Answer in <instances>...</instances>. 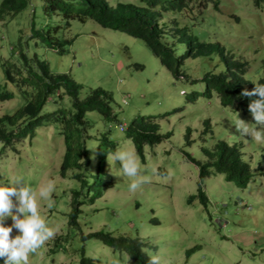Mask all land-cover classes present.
Masks as SVG:
<instances>
[{
    "label": "rangeland",
    "instance_id": "rangeland-1",
    "mask_svg": "<svg viewBox=\"0 0 264 264\" xmlns=\"http://www.w3.org/2000/svg\"><path fill=\"white\" fill-rule=\"evenodd\" d=\"M43 3L29 0L26 10L0 21V84L4 64L16 62V53L23 52L48 62L53 74L72 76L82 87L80 98L90 90L112 92L119 121H106L96 112L86 118L94 120L92 135L108 131L118 144L108 163L115 185L95 203L82 197L85 190L74 179L75 172L66 177L60 173L66 148L57 125L40 127L33 139L16 147L0 145V264H80L83 256L93 264H131L126 253L83 239L99 232L140 239L156 264H264V114L255 122L254 115L223 107L218 97L193 100L195 93L205 91L200 81L206 74L217 67V73L223 70L219 58L189 61L187 78L176 80L141 41L93 20L61 25L59 39L71 45L66 54H58L28 38L33 20L38 29L59 25L57 18L44 14ZM205 3H195L189 24L194 35L205 43H220L247 62V80L264 79V3L258 7L255 0H212L200 13ZM24 103L17 96L0 101V116L15 113ZM65 107L72 108L70 97ZM55 108L48 103L43 114ZM148 115L155 116L161 134L170 135L145 146L143 163L120 123L127 127L135 117ZM207 119L212 124L208 145L218 140L239 145L255 176L241 189L224 175H214L204 181L208 204L199 199L190 204L189 198L199 195L201 179L199 167L186 153L206 161L202 135ZM89 147L93 171L95 139ZM76 190L83 202L78 227L70 218Z\"/></svg>",
    "mask_w": 264,
    "mask_h": 264
},
{
    "label": "trees",
    "instance_id": "trees-1",
    "mask_svg": "<svg viewBox=\"0 0 264 264\" xmlns=\"http://www.w3.org/2000/svg\"><path fill=\"white\" fill-rule=\"evenodd\" d=\"M197 0H140V4L121 3L111 5L109 0H43L44 14L57 18L59 25L48 29L37 28L32 21L29 39L37 40L36 46L45 45L58 54H66V46L70 41L59 39L61 25L69 28L71 21L85 23L95 21L104 28L125 33V35L141 41L162 68L176 80L187 78L185 67L191 60L210 59L218 57L223 70L219 73L211 71L200 81L205 84V91L195 93L194 101L201 97L212 100L218 97L223 107L232 108L245 115L258 116L264 114V79L257 83L247 80L249 64L227 52L220 43L209 44L194 35L190 27L191 18L196 14ZM202 1V0H199ZM200 13L207 9L212 0H205ZM264 0H255L259 7ZM214 8L219 10V2ZM29 0H0V21L8 16L15 17L27 9ZM199 13V11H198ZM204 13V12H203ZM175 19L170 23L167 20ZM178 16L187 19L179 22ZM180 54V55H179ZM16 62L4 64L3 83L0 84V101L7 102L16 96L25 102L15 113L0 116V145L16 147L28 139H33L40 127L57 125L59 133L64 137L65 154L60 173L66 177L69 172H75L74 179L79 181L85 194L74 191L71 213V225L78 227V219L82 212L83 202L78 198L82 195L91 203L103 198L108 190L114 187V177L109 169V158L117 154L118 144L108 131H96L92 135L94 120L86 118V114L96 112L106 121H119L115 111L116 101L112 92L103 89L90 90L84 98H80L82 87L67 74H53L48 62L41 61L38 56L29 58L23 52L16 53ZM3 60V59H2ZM141 70L142 67H137ZM198 83L197 81L194 84ZM12 89H9V88ZM72 100V108L65 107L66 99ZM48 103L56 108L43 114ZM166 112L164 115L174 113ZM155 116H137L128 126L120 123L121 131L132 140L138 156L145 163V146H154L170 134H161ZM211 119L205 121L202 139L205 145L202 151L206 161L197 160L191 153H186L188 159L200 169V188L198 196H191L189 203L199 199L207 205L209 198L204 190V181L214 175H224L226 181L235 183L237 187L246 189L254 172L251 165L243 158L242 148L225 140H218L214 145H208L207 137L212 133ZM193 130L189 127L188 146L193 145ZM92 139L97 142L95 153V168L91 149ZM84 240L95 239L115 252L126 253L131 264H156L144 252L145 244L140 239L125 236H114L99 232ZM194 250L189 252L191 255ZM0 258H3L0 256ZM80 264H93V261L82 257Z\"/></svg>",
    "mask_w": 264,
    "mask_h": 264
},
{
    "label": "clouds",
    "instance_id": "clouds-1",
    "mask_svg": "<svg viewBox=\"0 0 264 264\" xmlns=\"http://www.w3.org/2000/svg\"><path fill=\"white\" fill-rule=\"evenodd\" d=\"M124 126V125H123Z\"/></svg>",
    "mask_w": 264,
    "mask_h": 264
}]
</instances>
